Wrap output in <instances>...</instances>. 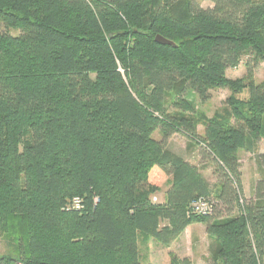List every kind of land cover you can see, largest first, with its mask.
Instances as JSON below:
<instances>
[{
  "label": "trees",
  "instance_id": "trees-1",
  "mask_svg": "<svg viewBox=\"0 0 264 264\" xmlns=\"http://www.w3.org/2000/svg\"><path fill=\"white\" fill-rule=\"evenodd\" d=\"M210 1L0 0V264H153L137 235L167 245L192 222L207 264H264V0ZM242 58L246 76L228 77ZM219 87L248 96L201 114L199 134L185 95ZM174 133L214 161L217 184L167 147ZM240 149L260 171L249 196ZM198 197L205 215L190 210Z\"/></svg>",
  "mask_w": 264,
  "mask_h": 264
},
{
  "label": "crops",
  "instance_id": "crops-1",
  "mask_svg": "<svg viewBox=\"0 0 264 264\" xmlns=\"http://www.w3.org/2000/svg\"><path fill=\"white\" fill-rule=\"evenodd\" d=\"M228 70V69H227ZM226 70V72H227ZM203 128V127H202ZM197 132L199 134L203 133L199 132L197 127ZM182 135V134H181ZM183 138L177 142L179 147H173L172 142L175 141V138L172 136L169 138L167 147L171 149L173 152L182 156L185 160L197 165L200 168L201 173L204 177L211 183V181H215V165L214 161L210 158L203 157L199 152V148L196 143L182 135ZM183 139V140H182ZM260 144V143H259ZM258 147V146H257ZM257 152H264V145H259V149ZM251 157V160L254 161V169L257 168L255 154L247 152ZM239 155V152H238ZM241 162V160L239 159ZM258 170V169H257ZM242 171V166H241ZM209 174L214 179H210ZM260 171L254 172V177L251 178L248 182H245L242 178V190L243 194L249 196L252 191V186L254 182L259 178ZM170 182V177L164 178L160 183V189L156 193H154V198L158 202L164 201L165 190L168 187ZM193 231V232H192ZM188 232H190L188 236ZM137 247H138V255L141 261L143 262H151L153 264H169V253L173 252L179 257H187L189 258L193 264H207L208 259V244L209 237L206 233L205 224L202 222L190 223L186 226L185 230L180 233L175 239H173L169 244L164 245L158 242L157 240L148 237V239H144L140 234L137 235ZM188 236V237H187ZM140 240V241H139ZM146 240V241H145ZM141 243H143L141 245ZM183 244L182 252L179 251Z\"/></svg>",
  "mask_w": 264,
  "mask_h": 264
},
{
  "label": "rangeland",
  "instance_id": "rangeland-1",
  "mask_svg": "<svg viewBox=\"0 0 264 264\" xmlns=\"http://www.w3.org/2000/svg\"><path fill=\"white\" fill-rule=\"evenodd\" d=\"M197 1L203 7L212 6V3L210 0H197ZM12 33H17V31H12ZM226 75L230 78L245 77L246 76V68L244 66V58L241 59L240 63L236 67L229 68L226 72ZM253 80L256 82H260V81L264 80V63L263 62H260L255 67V69L253 70ZM166 96L168 98L167 99L168 103L171 102L172 99H174V94H172V93H168ZM229 96H234L236 98L244 100L248 96L247 89H243L238 93H232L231 90L227 87L214 88L211 91V98L207 101H200L192 90L187 91L185 97L193 104V106H194V113L193 114L196 118L199 119V123L197 125L199 132L202 131V129L204 131V127L202 124L203 121H202V119H200V115L202 114L205 117H211L215 113L221 112L225 107L227 108L226 102H227V98ZM167 108H168L169 112L176 110L171 104H168ZM261 129H262V135H261V138L257 142V146H258L257 149H259V145L260 146L264 145V116L262 117ZM154 136L156 138H158L159 137L158 132H155ZM172 136L175 138V141L172 142V146L173 147H179V144L177 142H179V140L181 138H183V136L179 133H174ZM238 152H239V155H238L239 159L241 160L240 164L242 166L241 174H242L243 180H245V182H248V185H249V183H250L249 181L251 180L252 177H254V172H256L258 170H257V168L254 169V167H255L254 161L251 160V157L248 155V153L246 151H244L243 149H240ZM209 177H210V179L212 178L211 174H209ZM212 179H214V178H212ZM215 179H214L215 180L214 182L211 181L212 185L217 184L218 180H217L216 175H215ZM152 197H154V195ZM192 223H195V222H192ZM189 234H190V232H188V236H189ZM146 238L148 239V237H144V239H146ZM6 242L7 241H6L5 235H0V253L4 252L7 249ZM142 244L143 243H141V245ZM182 249H183V244H182L181 249H179V251L182 252Z\"/></svg>",
  "mask_w": 264,
  "mask_h": 264
},
{
  "label": "built area",
  "instance_id": "built-area-1",
  "mask_svg": "<svg viewBox=\"0 0 264 264\" xmlns=\"http://www.w3.org/2000/svg\"><path fill=\"white\" fill-rule=\"evenodd\" d=\"M155 200V198H153ZM70 208L80 209L81 200L79 197H74L69 204ZM190 210L194 214L205 215L210 210V205L204 197H198L191 201Z\"/></svg>",
  "mask_w": 264,
  "mask_h": 264
},
{
  "label": "water",
  "instance_id": "water-1",
  "mask_svg": "<svg viewBox=\"0 0 264 264\" xmlns=\"http://www.w3.org/2000/svg\"><path fill=\"white\" fill-rule=\"evenodd\" d=\"M155 40L161 44H174L171 40L166 39L160 35H156Z\"/></svg>",
  "mask_w": 264,
  "mask_h": 264
}]
</instances>
